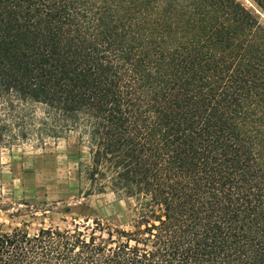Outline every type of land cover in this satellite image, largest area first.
<instances>
[{
  "label": "trees",
  "instance_id": "16d2710c",
  "mask_svg": "<svg viewBox=\"0 0 264 264\" xmlns=\"http://www.w3.org/2000/svg\"><path fill=\"white\" fill-rule=\"evenodd\" d=\"M70 136L127 222L0 226V264H264V24L237 0H0V154Z\"/></svg>",
  "mask_w": 264,
  "mask_h": 264
},
{
  "label": "rangeland",
  "instance_id": "374dc122",
  "mask_svg": "<svg viewBox=\"0 0 264 264\" xmlns=\"http://www.w3.org/2000/svg\"><path fill=\"white\" fill-rule=\"evenodd\" d=\"M264 24V12L251 0H237ZM38 113V112H37ZM0 164V226L8 231L68 227L71 222L101 219L112 225L127 222L131 201L112 194L86 196L88 150L76 136L36 138L3 149Z\"/></svg>",
  "mask_w": 264,
  "mask_h": 264
},
{
  "label": "crops",
  "instance_id": "0c3cea01",
  "mask_svg": "<svg viewBox=\"0 0 264 264\" xmlns=\"http://www.w3.org/2000/svg\"><path fill=\"white\" fill-rule=\"evenodd\" d=\"M3 156L0 154V164L2 163Z\"/></svg>",
  "mask_w": 264,
  "mask_h": 264
}]
</instances>
